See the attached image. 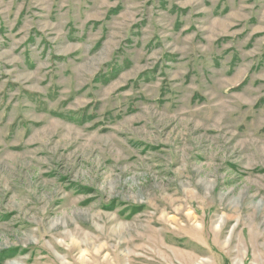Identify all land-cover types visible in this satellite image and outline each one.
Returning a JSON list of instances; mask_svg holds the SVG:
<instances>
[{
    "label": "rangeland",
    "instance_id": "1",
    "mask_svg": "<svg viewBox=\"0 0 264 264\" xmlns=\"http://www.w3.org/2000/svg\"><path fill=\"white\" fill-rule=\"evenodd\" d=\"M0 264H264V0H0Z\"/></svg>",
    "mask_w": 264,
    "mask_h": 264
}]
</instances>
